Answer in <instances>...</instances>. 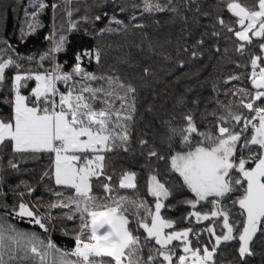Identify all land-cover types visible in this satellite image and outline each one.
<instances>
[{"label":"snow or ice","instance_id":"obj_1","mask_svg":"<svg viewBox=\"0 0 264 264\" xmlns=\"http://www.w3.org/2000/svg\"><path fill=\"white\" fill-rule=\"evenodd\" d=\"M75 2L24 7L22 37L44 27L46 9L53 12L44 37L50 47L41 53L22 57L0 36V264H250L257 241L264 253V0H84L83 14ZM58 10L66 22L57 28ZM177 23L178 51L189 55L173 65L177 83L209 40V50L240 71L222 90L213 83L209 100L189 98L186 88L161 119L140 93L151 67L131 51L108 63L112 45L99 39L139 32L135 48L155 53L149 29ZM78 32L73 45L67 33ZM122 66L139 69V81ZM117 154L127 165L119 170ZM41 156L48 163L38 174L23 166ZM179 206L190 210L166 215ZM58 227L72 247L51 238ZM229 245L231 258L221 262Z\"/></svg>","mask_w":264,"mask_h":264},{"label":"trees","instance_id":"obj_2","mask_svg":"<svg viewBox=\"0 0 264 264\" xmlns=\"http://www.w3.org/2000/svg\"><path fill=\"white\" fill-rule=\"evenodd\" d=\"M46 2H58V0H46ZM83 2L84 0H77V2L73 4V7H81L80 14H83ZM87 3H92V0H87ZM24 7H30V0H0V36H6L16 48L17 53H19L22 57H27L29 55L41 53L50 47V42L45 40L44 37L53 31L54 20L51 8L46 9L40 17L44 27L38 29L37 32L31 36L22 37L20 24L25 20L23 15ZM62 17H64L63 12L58 10L55 17V24L57 28L61 23L66 22V17H64L63 20L61 19ZM203 23H207V21H203ZM81 27H87V25H81ZM189 27H191L194 32L199 35L200 29L196 27L194 21H189ZM179 28L180 24L177 23L176 25H166L158 31L153 28L149 29L151 38L155 45V53H149L147 51L141 53L135 48V44L140 43L141 41V35L139 32L129 34L126 39L119 36H105L99 39V43H101V45H112L111 48H105L108 63H116L117 57L131 51L133 52L134 58L140 60L141 67L145 65L151 67L152 75L142 81H139V69L132 70L122 66V70L125 74H131L137 77L140 84L141 96L147 98L146 102H151L154 105L156 114L161 119H168L167 113L172 110V106L175 102V96L178 93L183 92L186 88L192 89V92L188 93L189 98L199 95L205 98V100H209L216 95V93L212 90L213 83L219 85L222 90L225 87L222 81L228 75L240 71L239 69H236L234 65L229 63L227 56H220L215 54L213 51H210L209 49L214 41L209 40L202 49L204 52L203 57L192 60L191 63L187 64L182 70L187 75L184 76L179 83H177L176 78L180 75V72H173V65L175 64V61L178 58H183L186 61L189 60V55L187 53L178 51L181 44H183V41L180 39L181 33L179 32ZM67 35L69 36V41L73 45H77L80 41L82 32L67 33ZM87 42L96 43L97 40L89 39ZM189 43H191V40H189ZM220 47L222 49L224 47H228L230 49L229 55L233 59H238V57L231 52V44L221 39ZM161 52L170 54L172 56V60L165 61L163 57L159 55ZM67 58L68 57L66 55L58 54V60L60 61ZM245 59L247 58L245 57ZM95 68L96 65L93 64L89 70H94ZM197 70H200L199 74L195 75ZM220 98L223 100L228 99V97H224L223 95H221ZM2 111L6 113L7 109H2ZM147 119L151 120L152 117L149 115L147 116ZM161 131H163V129H161ZM47 163L48 158L46 156H41L35 160L29 159L23 166L29 170H34L33 174H38L43 170V167ZM138 163L143 164L144 161L138 158ZM112 164L117 170H119L122 165L127 166L122 154L115 155L112 158ZM135 170L140 171L139 168H136ZM146 179L147 172H141L140 190L142 193L145 191L144 182ZM40 191H43V188H41ZM97 191L99 190L97 189ZM45 199H47V197H45ZM189 210L190 209L185 206H179L168 211L166 215L174 219H179ZM204 210H208L207 207ZM207 223L208 222H203L204 225ZM18 226L26 230H33L37 232L41 231L38 226L29 225L27 222H18ZM69 226L71 227V225ZM187 226L188 225L184 222H180L178 224V227ZM51 238L58 246L66 248L72 247L74 243L71 237L63 235V233L59 230V227L51 234ZM229 247H231V245L223 247L222 254L218 257L221 262L231 258L228 251ZM255 251L256 255L250 258V264H261V262L264 261V253L260 250L259 241H257V244L255 245Z\"/></svg>","mask_w":264,"mask_h":264}]
</instances>
